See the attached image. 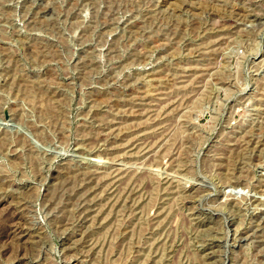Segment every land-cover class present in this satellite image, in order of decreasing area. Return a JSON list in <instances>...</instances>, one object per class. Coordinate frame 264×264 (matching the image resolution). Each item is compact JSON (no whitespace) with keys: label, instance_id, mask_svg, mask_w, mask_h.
Segmentation results:
<instances>
[{"label":"rangeland","instance_id":"374dc122","mask_svg":"<svg viewBox=\"0 0 264 264\" xmlns=\"http://www.w3.org/2000/svg\"><path fill=\"white\" fill-rule=\"evenodd\" d=\"M0 264H264V0H0Z\"/></svg>","mask_w":264,"mask_h":264},{"label":"bare ground","instance_id":"6f19581e","mask_svg":"<svg viewBox=\"0 0 264 264\" xmlns=\"http://www.w3.org/2000/svg\"><path fill=\"white\" fill-rule=\"evenodd\" d=\"M116 14V13H115ZM251 14V13H250ZM258 15V14H257ZM144 16V15H143ZM98 18V17H97ZM146 22V21H145ZM170 29V28H169ZM169 33V32H168ZM207 36V35H206ZM220 38V36H219ZM211 45V44H210ZM164 46V45H163ZM195 50V49H194ZM168 51V50H167ZM202 52V51H201ZM191 54V53H190ZM191 74V73H190ZM167 77V76H166ZM183 77V76H182ZM201 78V77H200ZM177 79V78H176ZM176 83V82H175ZM193 83V82H192ZM196 83V82H195ZM158 96V95H157ZM171 96V95H170ZM160 99V98H159ZM138 101V100H137ZM130 102V101H129ZM138 103V102H137ZM157 103V102H156ZM150 107V106H149ZM148 107V108H149ZM130 109V108H129ZM139 110V109H138ZM149 124V123H148ZM160 125V124H159ZM157 126V125H156ZM161 126V125H160ZM148 130V129H147ZM104 131V130H103ZM107 139V138H106ZM156 146V145H155ZM159 150V149H158ZM156 151V150H155ZM153 156V155H152ZM129 164V163H128ZM121 167V166H120ZM81 178V177H80ZM92 188V187H91ZM81 204V203H80ZM77 206V205H76ZM81 217V216H80ZM259 222V221H258ZM261 223V222H260ZM255 228V227H254ZM250 236V235H249ZM263 238V237H262ZM212 249V248H211Z\"/></svg>","mask_w":264,"mask_h":264}]
</instances>
